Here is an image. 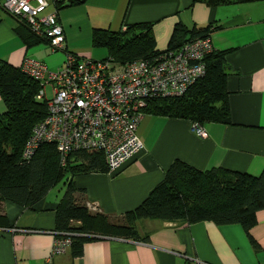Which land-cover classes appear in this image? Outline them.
<instances>
[{"label":"crops","instance_id":"crops-1","mask_svg":"<svg viewBox=\"0 0 264 264\" xmlns=\"http://www.w3.org/2000/svg\"><path fill=\"white\" fill-rule=\"evenodd\" d=\"M51 7L50 3L45 10ZM59 7L65 6L58 5L57 17L66 49L78 54L86 41L91 42L93 28L117 30L129 23L148 22L155 47L162 49L176 22L187 28L209 23L213 48L227 49L230 120L204 122V134H197L187 118L143 113L136 126L142 148L114 173L90 170L64 176L56 182H62L61 193L50 196V188L30 206L0 201V264L44 263L56 231V206L67 181L81 189L75 195L85 205L97 206V210L86 206L88 210L115 221L145 197L173 160L199 169L219 166L251 174L264 165V0L217 5L203 0H76L67 9ZM21 23L0 8V58L14 66L27 57L47 69L59 68L64 51L51 50L37 35L38 39L26 43L18 33ZM104 51L87 57H103ZM254 217L247 231L238 222L142 217L134 222L135 236L91 232L52 259L58 264H264V207Z\"/></svg>","mask_w":264,"mask_h":264},{"label":"trees","instance_id":"trees-1","mask_svg":"<svg viewBox=\"0 0 264 264\" xmlns=\"http://www.w3.org/2000/svg\"><path fill=\"white\" fill-rule=\"evenodd\" d=\"M203 1L207 5H217L242 0ZM19 25L18 33L26 43L38 39L26 24ZM210 30L209 23L187 28L176 22L162 49L155 47L148 22L129 23L117 30L93 28L90 40L93 46L106 49V54L100 58L111 56L124 62L175 48L189 39L208 35ZM226 50L213 48L206 53L202 75L179 95L148 98L143 113L187 118L201 125L208 121L229 122L225 88ZM38 88L36 79L19 66L0 58V97L4 103V110L0 112V201L10 200L30 206L64 176L106 170L102 152L95 149L74 151L67 155L64 164H60L52 141L40 142L29 159L20 157L32 124L46 111L45 100L35 97ZM80 190L67 181L55 210L56 231L78 232L71 235V243H80L91 232L135 236L134 222L142 217L187 222L201 219L216 223L238 222L247 231L255 221V211L264 207V165L257 174H251L219 166L199 169L173 160L145 197L133 208L119 214L115 221L104 213L88 210L75 195Z\"/></svg>","mask_w":264,"mask_h":264},{"label":"built area","instance_id":"built-area-1","mask_svg":"<svg viewBox=\"0 0 264 264\" xmlns=\"http://www.w3.org/2000/svg\"><path fill=\"white\" fill-rule=\"evenodd\" d=\"M65 0H0V8L22 20L51 50H63L59 68L50 70L33 58H24L20 69L36 79L35 94L45 100L46 111L36 120L21 147L20 157L29 159L42 141L55 143L60 164L78 150L102 152L106 171L114 173L142 148L136 126L148 98L179 95L203 74V56L213 49L208 35L189 39L175 48L124 62L111 56L92 58L66 49L57 5ZM51 9L45 10L48 4ZM52 95L46 98L44 84ZM197 134L201 124L192 121ZM90 209L97 206L86 202ZM72 231H55L43 264H58L53 256L71 243Z\"/></svg>","mask_w":264,"mask_h":264},{"label":"rangeland","instance_id":"rangeland-1","mask_svg":"<svg viewBox=\"0 0 264 264\" xmlns=\"http://www.w3.org/2000/svg\"><path fill=\"white\" fill-rule=\"evenodd\" d=\"M68 7H59V10H61V9H67ZM86 44H84L83 46H82V48H83V51H80L79 52V54L81 55V54H83V55H85V56H93V57H96V56H99V55H101L102 53H104L105 51H104V47H92L93 46V44L91 43V42H85ZM91 43V44H90ZM55 52H60V51H58V50H56ZM44 95H45V97L46 98H49V97H51V95H52V90H51V85H50V83H45L44 84ZM51 188V189H50ZM49 189V192H48V194L50 195V196H53L55 193H57L61 188H63L62 187V182L60 181V182H58V183H56L54 186H52V187H50ZM58 193H61V191L60 192H58Z\"/></svg>","mask_w":264,"mask_h":264},{"label":"water","instance_id":"water-1","mask_svg":"<svg viewBox=\"0 0 264 264\" xmlns=\"http://www.w3.org/2000/svg\"><path fill=\"white\" fill-rule=\"evenodd\" d=\"M73 0H65L64 2L61 3L62 6L69 5Z\"/></svg>","mask_w":264,"mask_h":264}]
</instances>
